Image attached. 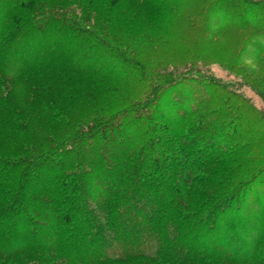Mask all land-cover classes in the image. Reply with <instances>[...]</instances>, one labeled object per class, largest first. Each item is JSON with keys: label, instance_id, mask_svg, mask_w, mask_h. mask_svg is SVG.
I'll return each instance as SVG.
<instances>
[{"label": "trees", "instance_id": "16d2710c", "mask_svg": "<svg viewBox=\"0 0 264 264\" xmlns=\"http://www.w3.org/2000/svg\"><path fill=\"white\" fill-rule=\"evenodd\" d=\"M131 4L0 0V264H264L263 110L185 56L156 71L118 45L98 22ZM242 75L264 98V66ZM235 154L261 164L224 181Z\"/></svg>", "mask_w": 264, "mask_h": 264}, {"label": "rangeland", "instance_id": "374dc122", "mask_svg": "<svg viewBox=\"0 0 264 264\" xmlns=\"http://www.w3.org/2000/svg\"><path fill=\"white\" fill-rule=\"evenodd\" d=\"M131 1L132 9L134 7L133 10H135L137 7L139 12L134 16L132 13L127 19L107 21L104 17L93 15V13L83 17L87 22L90 21L91 25L97 23V20L101 21L100 17L106 20L98 23L109 26L110 30L115 28V33L111 32L116 34L115 40H118V45L125 48L129 46L128 50H133L138 55L139 53L147 55L152 59L149 61L152 64L149 69L157 71V69L173 68V65H178L180 57L185 56L184 59L189 60L194 67L193 71L213 75L222 82L232 84L250 97L253 103L264 112V98L245 82L242 75L246 71L257 72L260 65L264 66V60L262 62L256 60L259 48L264 49V13L261 16L259 13L255 14L249 4V10L241 8L240 14L233 15L234 17L228 14L225 16L230 9L236 8L234 1H227L223 9L220 8V11L216 10L217 12L213 8L215 0ZM255 1L264 4V0H248V2ZM72 7L77 10L76 14L81 16L82 11L78 7ZM220 15H222V21ZM228 17L233 24L221 27L223 19L229 20ZM244 19V25L247 27L235 25ZM126 21H131L130 25ZM131 31H137L134 34L137 39L130 34ZM111 37L108 39L114 41ZM121 38L126 45L122 43ZM161 61H165V66L156 69L155 63H161ZM171 63L173 65H170ZM242 156L235 154V161L230 167L221 165L222 171H226L224 181L229 178H234L235 181L243 176L251 175L261 164L258 158L256 161L251 158L247 161L246 157ZM239 161H242L243 166L237 169L240 166ZM226 163L224 164H231ZM243 217L247 218L244 212L237 218L240 220H236L238 229H242L243 224L248 220ZM227 221L224 223L226 224Z\"/></svg>", "mask_w": 264, "mask_h": 264}]
</instances>
